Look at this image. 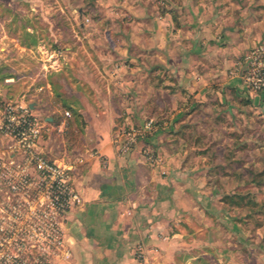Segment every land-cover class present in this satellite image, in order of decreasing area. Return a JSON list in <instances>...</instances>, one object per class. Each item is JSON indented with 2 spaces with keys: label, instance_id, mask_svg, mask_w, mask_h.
Instances as JSON below:
<instances>
[{
  "label": "crops",
  "instance_id": "crops-1",
  "mask_svg": "<svg viewBox=\"0 0 264 264\" xmlns=\"http://www.w3.org/2000/svg\"><path fill=\"white\" fill-rule=\"evenodd\" d=\"M259 1L0 0V42L42 61L34 89L44 98L27 103L54 128L43 151L73 168L82 198L63 220L72 257L58 264H213L224 255L214 243H227L241 175L216 164L226 161L219 134L264 115V92H247L233 73L264 38ZM50 37L58 46L44 44ZM153 117L172 125L119 155L118 129Z\"/></svg>",
  "mask_w": 264,
  "mask_h": 264
},
{
  "label": "built area",
  "instance_id": "built-area-1",
  "mask_svg": "<svg viewBox=\"0 0 264 264\" xmlns=\"http://www.w3.org/2000/svg\"><path fill=\"white\" fill-rule=\"evenodd\" d=\"M233 73L242 78L247 92H264V40L242 55ZM2 100L0 264L67 262L72 251L64 239L63 220L72 207L82 202L73 184V168L44 153L45 134L54 131L44 118L28 103L22 104L16 98ZM69 115L66 111L65 116ZM171 125L169 119L148 118L139 125L121 126L114 136L118 154H130L140 140L166 131ZM56 129L63 131L60 126ZM145 155L148 161H155L149 148Z\"/></svg>",
  "mask_w": 264,
  "mask_h": 264
},
{
  "label": "rangeland",
  "instance_id": "rangeland-1",
  "mask_svg": "<svg viewBox=\"0 0 264 264\" xmlns=\"http://www.w3.org/2000/svg\"><path fill=\"white\" fill-rule=\"evenodd\" d=\"M263 3L259 1V5ZM92 19L91 17L90 21H87L84 18V22L88 25L93 24ZM3 35L0 33V40ZM263 40L264 38L259 41ZM42 41L48 48L49 45L58 46V41L53 37L48 41L43 39ZM1 47L6 49L4 51L0 49V104L3 102L2 99L17 98L26 103L43 99L44 91L35 93L34 89L41 85V76L44 72L42 61L37 63V59L32 57L30 51L19 49L9 38H5L3 43L0 42ZM2 53H5V56ZM8 73L14 76V81H5L3 76ZM258 116L253 126L246 123L233 130V127L227 125V133L219 134L220 138L222 135L228 138L220 150L225 154L226 161L216 164L226 167L228 172L240 173L241 186L236 194L238 201H243V205L237 206L236 212L232 213L237 225L229 217L232 210H228L225 226L227 243L224 244L222 240H216L214 243L224 249V255L212 257L213 264H264V115L261 113ZM229 154H232V160ZM247 200L250 201L247 203ZM252 202H257L258 205ZM233 226L237 227V231L232 228Z\"/></svg>",
  "mask_w": 264,
  "mask_h": 264
},
{
  "label": "trees",
  "instance_id": "trees-1",
  "mask_svg": "<svg viewBox=\"0 0 264 264\" xmlns=\"http://www.w3.org/2000/svg\"><path fill=\"white\" fill-rule=\"evenodd\" d=\"M8 75H9V74H6L5 76H3V78H5V79H6V78H9L10 76H8ZM75 115H76L75 113H72L71 117H75ZM228 198H231V199H232V198H233V195H231V196L227 195V196H226V199H228ZM242 198H244V197H242ZM249 201H250V200H247V203H248ZM242 202H243V201H241L240 203H238V205H243ZM250 203H251V202H250ZM252 203H256L255 205H258L257 202H252Z\"/></svg>",
  "mask_w": 264,
  "mask_h": 264
}]
</instances>
